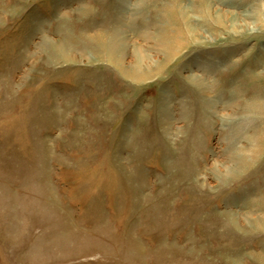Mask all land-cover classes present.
Here are the masks:
<instances>
[{
  "label": "rangeland",
  "instance_id": "1",
  "mask_svg": "<svg viewBox=\"0 0 264 264\" xmlns=\"http://www.w3.org/2000/svg\"><path fill=\"white\" fill-rule=\"evenodd\" d=\"M0 264H264V0H0Z\"/></svg>",
  "mask_w": 264,
  "mask_h": 264
},
{
  "label": "bare ground",
  "instance_id": "2",
  "mask_svg": "<svg viewBox=\"0 0 264 264\" xmlns=\"http://www.w3.org/2000/svg\"><path fill=\"white\" fill-rule=\"evenodd\" d=\"M189 31H190V34H193L194 32H196V30L194 29H191V27L189 28ZM181 36L180 35H171L169 38H167V40H165V41H167V45H170V46H176L177 44H179V38H180ZM181 45V44H180ZM171 49H178L179 47H170ZM142 57H139V56H136V58H135V61L140 65V66H138V67H136V71L137 72H139V70L141 71L142 70V59H141ZM145 58V57H144ZM143 58V59H144ZM241 160H243V159H241Z\"/></svg>",
  "mask_w": 264,
  "mask_h": 264
}]
</instances>
